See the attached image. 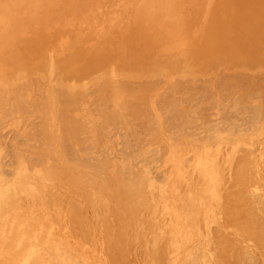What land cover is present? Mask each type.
Returning <instances> with one entry per match:
<instances>
[{
  "label": "bare ground",
  "instance_id": "bare-ground-1",
  "mask_svg": "<svg viewBox=\"0 0 264 264\" xmlns=\"http://www.w3.org/2000/svg\"><path fill=\"white\" fill-rule=\"evenodd\" d=\"M0 264H264V0H0Z\"/></svg>",
  "mask_w": 264,
  "mask_h": 264
},
{
  "label": "rangeland",
  "instance_id": "rangeland-1",
  "mask_svg": "<svg viewBox=\"0 0 264 264\" xmlns=\"http://www.w3.org/2000/svg\"><path fill=\"white\" fill-rule=\"evenodd\" d=\"M213 82V80H211L210 82H209V86H206L205 88L206 89H204V90H208L209 88H210V83H212ZM207 85V83H204V85ZM207 87H208V89H207ZM201 94V93H200ZM208 95H210V96H214V97H211L210 99L208 98ZM205 98H203L204 96H199V98H197L194 94H190V93H187V95L184 97V99H186V104H187V106H188V109L190 110H192V111H194V112H192L193 113V115H194V117H195V119H198V122H196V123H194L193 125L194 126H196V127H199V126H201L200 125V121L202 120V119H212L214 116V114L217 112V108H218V110H219V107H221V104L219 105L217 102H216V100L215 99H217V96L214 94V92H212L211 94H208ZM187 97V98H186ZM201 98V99H200ZM207 98V99H206ZM200 100H205V102L203 101H200ZM212 101V102H211ZM210 102V103H209ZM214 102V103H213ZM216 102V103H215ZM218 106V107H217ZM214 119V118H213ZM199 123V124H198ZM5 127V126H4ZM10 127V126H9ZM11 127H12V125H11ZM10 127V128H11ZM195 127V128H196ZM9 128V129H10ZM12 128H14V127H12ZM12 128H11V132L12 131H14V130H12ZM5 129H8V127L6 126V128H3V131L5 130ZM9 129L8 130H5V132L6 133H9V134H11L10 132H7V131H9ZM16 130V129H15ZM199 132V131H198ZM13 133V132H12ZM255 146H257L256 144L254 145V148H256ZM252 149H253V146L251 147ZM259 148V147H258ZM157 165V164H156ZM151 166H153V165H151ZM161 168H156L155 166L153 167V168H150V170L151 171H153V170H155V172L154 173H160V170ZM162 170V169H161ZM12 174H6V177H12L11 176Z\"/></svg>",
  "mask_w": 264,
  "mask_h": 264
}]
</instances>
